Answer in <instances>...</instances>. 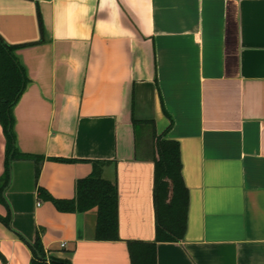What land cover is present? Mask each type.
Segmentation results:
<instances>
[{
    "label": "crops",
    "instance_id": "0c3cea01",
    "mask_svg": "<svg viewBox=\"0 0 264 264\" xmlns=\"http://www.w3.org/2000/svg\"><path fill=\"white\" fill-rule=\"evenodd\" d=\"M0 40L27 78L12 129L25 157L0 123V264H31L38 237L48 260L132 264L129 244L157 239L164 132L189 205L157 264H264V0H0ZM98 169L117 187V240L95 238L96 208L39 191L73 199Z\"/></svg>",
    "mask_w": 264,
    "mask_h": 264
},
{
    "label": "trees",
    "instance_id": "16d2710c",
    "mask_svg": "<svg viewBox=\"0 0 264 264\" xmlns=\"http://www.w3.org/2000/svg\"><path fill=\"white\" fill-rule=\"evenodd\" d=\"M27 83L21 66L13 55V48L0 40V123L8 139L7 153L13 158L25 157L17 152L13 133V108ZM156 212L157 239L154 242H131L132 264H157V242L179 241L184 238L187 225L189 192L182 175V160L178 141L168 139L166 132L156 136ZM9 174L3 179L2 190L7 185ZM40 194L52 200L56 207L66 212H85L97 209L95 238L98 240L119 239L118 191L114 183L104 179L100 171L80 179L73 199H57L43 188ZM0 219L7 220L0 215ZM0 258L5 256L0 251ZM31 264H72L67 259L50 257L37 238L33 246Z\"/></svg>",
    "mask_w": 264,
    "mask_h": 264
},
{
    "label": "built area",
    "instance_id": "2783aa9c",
    "mask_svg": "<svg viewBox=\"0 0 264 264\" xmlns=\"http://www.w3.org/2000/svg\"><path fill=\"white\" fill-rule=\"evenodd\" d=\"M62 246H65V243H63Z\"/></svg>",
    "mask_w": 264,
    "mask_h": 264
}]
</instances>
